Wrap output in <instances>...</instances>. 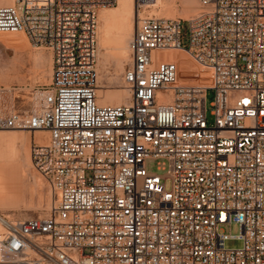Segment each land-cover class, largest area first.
Instances as JSON below:
<instances>
[{
	"label": "built area",
	"instance_id": "built-area-1",
	"mask_svg": "<svg viewBox=\"0 0 264 264\" xmlns=\"http://www.w3.org/2000/svg\"><path fill=\"white\" fill-rule=\"evenodd\" d=\"M155 1L135 0L121 104L98 102L96 69L99 10L118 0L0 5V32H24L53 54L51 82L29 110L0 88V130L48 132L31 159L53 193L46 216L0 213V264H264V0L140 17ZM171 49L208 68L212 86L180 83L178 62L158 54Z\"/></svg>",
	"mask_w": 264,
	"mask_h": 264
},
{
	"label": "rangeland",
	"instance_id": "rangeland-1",
	"mask_svg": "<svg viewBox=\"0 0 264 264\" xmlns=\"http://www.w3.org/2000/svg\"><path fill=\"white\" fill-rule=\"evenodd\" d=\"M11 1L12 0H8L7 3ZM197 8L198 0H168V4L164 6V8L143 6L140 9V17L152 15L165 17V15L168 14L171 18L187 19L197 13ZM138 13L136 5L137 17L135 27L139 18ZM181 29V41L184 45H187L189 42V23L183 21ZM26 37L23 34H0V87L8 89V93L4 94L7 99L6 101L15 103L16 107L24 111L29 110L34 105L36 93L50 84L53 60L51 49L46 46L38 47L36 44L31 43L27 37L28 43ZM177 52L180 55H178L179 67L184 68L186 60L192 59V57L185 54L182 50ZM158 54L163 57L171 55V53L165 51L158 52ZM129 61V59L124 61L123 69L113 60L106 65L108 66V73L102 75L100 79L104 87L98 88L97 92L99 101L117 103L126 99L127 94H124L123 91V89H125L123 74ZM203 73L208 74L206 75V79H198L196 83L207 85L209 70L205 69ZM186 79L187 78L184 77L182 73L179 74V80L181 82L187 83ZM213 96V90H209L207 94V104L210 122L212 121L210 103L213 100ZM12 131L13 130H0V133H11ZM21 134L29 137V135L33 133L22 131ZM37 138L39 140L48 139L47 136L44 135H38ZM22 143V141L18 140L14 149L6 148L0 143V149L3 151V156H0V163L4 164V172L8 180L15 186L14 202L10 205L0 203V213L10 217L18 216L25 218L46 216L53 202V193L48 181L33 165L31 159V144L24 145ZM161 161L162 160H148V170L153 172L159 171L158 166ZM159 172L164 173L162 170ZM166 184L167 187L170 188L171 181L167 179ZM221 228L226 233L234 235H239L241 233V229L236 223H226ZM242 245L243 242L241 239L227 240V246L229 248H239Z\"/></svg>",
	"mask_w": 264,
	"mask_h": 264
},
{
	"label": "bare ground",
	"instance_id": "bare-ground-1",
	"mask_svg": "<svg viewBox=\"0 0 264 264\" xmlns=\"http://www.w3.org/2000/svg\"><path fill=\"white\" fill-rule=\"evenodd\" d=\"M15 0H12L10 4L6 5H13ZM168 4V0H156L153 4L150 5L154 8L163 7ZM171 5V4H170ZM168 5V6H170ZM172 7V6H171ZM198 8H199V0H198ZM197 8V9H198ZM168 9V8H167ZM154 11V10H153ZM198 11V10H197ZM169 12V11H168ZM164 13V11H163ZM169 15L166 14L165 17ZM136 3L135 0H118L117 5L114 7H101L99 10V35H98V66L96 65L98 78H97V87L103 88V83L101 82V76L108 73V66H106L111 60H113L121 69L124 67V61L131 59L130 49H129V42L133 36L136 24ZM139 17V16H138ZM168 18H171L169 16ZM23 34L25 37L26 35L24 32H0V34ZM27 39V37H26ZM28 41V39H27ZM29 43V41H28ZM41 47V45H37ZM167 53H171L170 56L165 57V59H171L178 62V52L179 50H164ZM183 51V50H182ZM161 52V51H159ZM185 54L189 55L188 52L184 51ZM180 56V55H179ZM179 64V63H178ZM180 68V67H179ZM205 69L202 64L197 62L194 58L189 59L185 62L184 68H180L179 74H183L186 77V82L196 83L198 79H206ZM52 70H53V60H52ZM51 70V75H52ZM209 70V69H208ZM111 77V76H110ZM208 84L205 86H212L213 84V76L212 72L209 70V76H207ZM180 83H183L179 80ZM51 82V76H50ZM186 83V84H187ZM106 87V86H105ZM3 88V94L8 93V89L5 87ZM97 88V89H98ZM107 88V87H106ZM124 94H127L126 99L123 101H119L117 103L114 102H101L98 100L100 104H121L129 101L130 92L125 87L123 89ZM98 92V90H97ZM122 96V94H121ZM124 98V97H123ZM8 104L12 105L13 102H8ZM24 130H13L11 133H0V143L9 149H14L18 140L22 141L24 145L28 144V136L21 134ZM38 133V135H42L44 130H37L34 132ZM47 132V131H46ZM34 134H32V140L34 139ZM35 140V139H34ZM48 139L46 142H48ZM36 141V140H35ZM44 142V143H46ZM3 151L0 149V156L2 155ZM4 164L0 163V203L2 204H12L14 202V193H15V186L12 184L4 172Z\"/></svg>",
	"mask_w": 264,
	"mask_h": 264
},
{
	"label": "crops",
	"instance_id": "crops-1",
	"mask_svg": "<svg viewBox=\"0 0 264 264\" xmlns=\"http://www.w3.org/2000/svg\"><path fill=\"white\" fill-rule=\"evenodd\" d=\"M8 2V0H0V5H6V4H10V3H7ZM187 61V60H186ZM42 135H44V136H47V138H48V136H49V134H48V132H46V131H44V133L42 134ZM37 136H38V133L36 132L35 134H34V139L37 141V142H41V143H44V142H46V140H39L38 138H37ZM31 140H32V135H29V137H28V140H27V143H28V145L29 144H31Z\"/></svg>",
	"mask_w": 264,
	"mask_h": 264
}]
</instances>
